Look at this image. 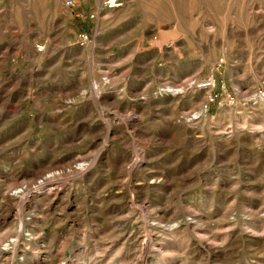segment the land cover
I'll list each match as a JSON object with an SVG mask.
<instances>
[{"label":"rangeland","instance_id":"rangeland-1","mask_svg":"<svg viewBox=\"0 0 264 264\" xmlns=\"http://www.w3.org/2000/svg\"><path fill=\"white\" fill-rule=\"evenodd\" d=\"M67 1L0 0V264H264V0Z\"/></svg>","mask_w":264,"mask_h":264},{"label":"built area","instance_id":"built-area-1","mask_svg":"<svg viewBox=\"0 0 264 264\" xmlns=\"http://www.w3.org/2000/svg\"><path fill=\"white\" fill-rule=\"evenodd\" d=\"M94 2H98L99 0H91ZM66 5L70 8H76L77 3L74 0H68ZM123 6L122 0H102L100 4H98V10L101 8L107 10H115ZM76 16L80 19H94L95 14L92 13L91 15H85L84 13H78ZM90 35L87 31H82L79 33L77 37L78 45L82 48L88 47L90 44ZM224 61L221 60L219 63V68L222 67ZM198 88L202 90H208L206 102L204 104V109L208 112L213 105L217 104L220 98L225 95L226 101L228 104H234L235 98L234 96L228 92L227 85L224 81L218 80L215 77H212L208 80L200 82L198 84ZM262 101H264V85L258 90L256 96L251 100V104L254 107H257Z\"/></svg>","mask_w":264,"mask_h":264}]
</instances>
